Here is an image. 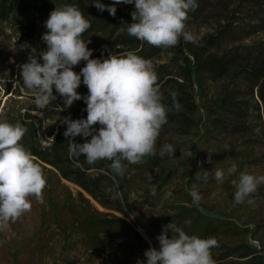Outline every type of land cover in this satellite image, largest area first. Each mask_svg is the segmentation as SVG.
<instances>
[{
	"label": "rangeland",
	"instance_id": "1",
	"mask_svg": "<svg viewBox=\"0 0 264 264\" xmlns=\"http://www.w3.org/2000/svg\"><path fill=\"white\" fill-rule=\"evenodd\" d=\"M75 2L51 0L42 23L29 32L39 0H25L15 12L0 16V121L27 128L20 141L27 150L52 145L67 127L63 118H72L85 104L78 100L66 107L54 88L57 98L39 110L20 77V66L32 49L39 55L47 48L42 35L48 31L50 12ZM78 2L83 15L92 8L87 0ZM196 3L184 29L194 42L182 35L170 48L133 43L118 27L103 23L90 24L83 33L82 38L91 41L93 59L133 52L152 62L168 109L156 141L157 155L138 164L124 161V177L112 172L109 160L90 165L84 155L70 159L64 169L102 205L33 157L47 181L43 203L29 197L31 210L0 230V264H146L145 251L159 250L157 237L171 223L189 235L216 238L218 247L211 250L215 264H248L249 258H241L248 247L264 254V184L237 203L231 183L241 171L264 175V105L258 83L248 77L257 64L264 67V0ZM116 7L127 15L135 11L134 3ZM210 36L213 40L208 41ZM209 60L219 67H199ZM85 65L81 61L73 70L79 73ZM77 92L86 96L88 89L81 83ZM166 144L176 150L173 156L160 157ZM232 164L238 171L229 176ZM217 169L225 172L223 181L215 179ZM201 171L208 172L206 180ZM198 172L201 179L196 180ZM193 186L202 197L198 204L189 194Z\"/></svg>",
	"mask_w": 264,
	"mask_h": 264
},
{
	"label": "clouds",
	"instance_id": "2",
	"mask_svg": "<svg viewBox=\"0 0 264 264\" xmlns=\"http://www.w3.org/2000/svg\"><path fill=\"white\" fill-rule=\"evenodd\" d=\"M133 3V23L124 24L126 28L121 27L122 32L162 48L174 47L182 35L185 41L194 42L191 33L184 29L188 12L198 7L196 0H113L110 5L94 0L92 4L114 17L116 5ZM90 26L78 6L55 7L45 21L48 31L42 35L47 48L39 55L32 49L28 61L20 66V77L24 87L33 92L39 110L47 108L57 98L54 88L63 97L66 107L83 100L87 106L86 119L64 117L62 120L67 126L64 136L71 138L68 140L70 158L79 159L84 155L90 165L99 160L112 161V172L124 177L126 167L122 161L138 164L146 156L157 155L156 141L167 123L168 109L162 103L158 75L150 60L133 52L122 56L110 54L103 60L91 58L93 50L88 47L91 41L82 38ZM81 61L86 65L77 73L73 68ZM81 83L88 89L86 96L77 92ZM173 100L175 103L174 95ZM97 124L99 128L94 127ZM26 132L27 128L19 122L0 121V230L31 210L29 197L34 196L43 203L47 181L31 152L20 143ZM77 136L85 138V142L76 143ZM89 137L91 139H87ZM175 150L171 144H166L158 154L173 156ZM237 171L238 166L232 164L227 174L231 176ZM201 172L206 180L208 172ZM201 172L196 174V180L201 179ZM214 176L217 181H223L225 172L217 169ZM231 183L235 188V201L243 203L264 184V175L241 171ZM152 194L155 195V191ZM189 194L193 203L198 204L202 199L195 186ZM169 196L171 193H166L165 199ZM157 239L160 248L145 251L146 264H215L211 250L218 247V241L214 237L189 235L171 223ZM137 264L145 262L138 260Z\"/></svg>",
	"mask_w": 264,
	"mask_h": 264
},
{
	"label": "trees",
	"instance_id": "3",
	"mask_svg": "<svg viewBox=\"0 0 264 264\" xmlns=\"http://www.w3.org/2000/svg\"><path fill=\"white\" fill-rule=\"evenodd\" d=\"M24 1L25 0H2L0 3V16L6 15L7 17L9 14L15 12V10H17ZM50 1L51 0H39V9L38 11H36V14L33 20L28 24L26 28L27 32L34 30V28L38 25V23L39 24L42 23V20L44 19V15L47 12V7ZM78 1L79 0H76L75 2L76 5H79ZM87 1H89L88 3L92 6V8L90 9L86 8L87 12H85L84 15H85V18L90 21V24L103 23L109 26H116L120 29L121 27L126 28V25L124 24L133 23L131 15L124 14L122 12V9L118 7H117L116 15L113 17L112 15L109 14L107 10L103 12L98 10L92 4L94 0H87ZM100 2L105 5L111 4V3L105 2L104 0H100ZM124 33L129 37V39L133 43H138V39L136 37L129 35L126 31H124ZM210 40H213L212 36L208 38V41ZM203 50L205 49L204 48L199 49V53L200 51H203ZM194 56L198 60V53L195 54ZM260 65L261 64H257L255 68L251 69V71L248 72V77L249 79L258 83L259 88H260L258 98L261 101L262 105H264V67H260ZM199 67L209 68L210 70H212V69L218 68L219 65L215 64L214 60H209L207 62L200 64ZM86 107H87L86 104H84L81 110L77 111L76 113L72 115L71 119L73 120L86 119L87 117V112L85 111ZM62 131L65 132L66 128H61L60 133H57L53 144L50 145L49 147L43 148L36 144L35 146H32L29 151L31 152L32 156L35 159L39 160L41 163L47 164L48 166L52 167L62 179L67 180L77 185L79 188L85 191L90 197H92L95 201H97L100 205H102L100 201L98 200V198L94 196L92 192L87 190L84 184H82L78 180H74V178H72L70 175L71 172L64 169V166L69 163L70 159L75 160L76 158L75 157L70 158L68 140L71 138L70 137L66 138L64 136V132ZM81 138H82L81 136L75 137V142L82 143ZM123 162L124 161H122V163ZM198 214H199V217L206 216L201 213H198ZM241 258H249L248 264H264V254L258 253L256 249H252L250 247L247 248L246 254H244Z\"/></svg>",
	"mask_w": 264,
	"mask_h": 264
}]
</instances>
